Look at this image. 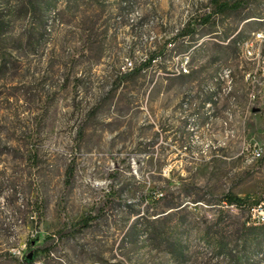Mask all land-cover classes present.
Masks as SVG:
<instances>
[{
	"label": "rangeland",
	"instance_id": "374dc122",
	"mask_svg": "<svg viewBox=\"0 0 264 264\" xmlns=\"http://www.w3.org/2000/svg\"><path fill=\"white\" fill-rule=\"evenodd\" d=\"M29 1L45 27L25 13ZM208 2L0 0L11 22L0 56L12 55L0 74V264H21L30 243L99 205L101 219L33 264H179L151 237L130 235L152 219L187 245L186 264H264L235 245L248 213L220 202L230 190L264 197V40L255 42L264 23L245 28L238 48L223 38L244 27L239 17L198 30L197 42L176 39ZM249 13L264 17V0ZM154 51L163 55L153 66L112 92L129 62ZM183 67L191 77H175ZM255 146L263 157L251 163ZM220 229L237 258L206 241Z\"/></svg>",
	"mask_w": 264,
	"mask_h": 264
},
{
	"label": "trees",
	"instance_id": "16d2710c",
	"mask_svg": "<svg viewBox=\"0 0 264 264\" xmlns=\"http://www.w3.org/2000/svg\"><path fill=\"white\" fill-rule=\"evenodd\" d=\"M253 4V0H209L208 9L209 11L204 15L197 17L194 22H188L182 28V30L175 37L185 38L189 37L192 39V43L197 42L198 39L195 38L197 31L202 28L209 26V32L203 34V37L209 34H215L218 32V27L225 21L239 17V26L244 25L242 29L239 27L234 31V34L227 36L228 47L238 48L241 47L248 39L245 38L244 29L252 26L254 31H259L262 29L264 23L263 13H249V10ZM25 13H27L31 18H35L36 22L40 27H45L43 17L38 13L37 5L32 1L25 4ZM7 13L0 12V43L4 41V38L9 34L11 28V22L8 19ZM169 45L172 46L170 43ZM162 51H154L151 55L145 59L139 66L134 67L130 72L122 74L117 80L112 89V92L117 90L123 80L136 79L145 69L153 66L155 61L162 57ZM12 63V55L7 52H3L0 56V74L5 76L9 72V67ZM190 62H188V65ZM192 73H182L180 72L175 77L188 78L191 77ZM215 95L211 94L208 97V104L215 103ZM72 174V170L69 171V175ZM198 202V201H197ZM221 203L229 207H234L236 210L246 211L249 215V221L243 223L234 232L235 245L242 248L244 251L250 249L255 255L262 254L264 258V223L257 224L252 220L251 210L264 202V197H259L258 199H253L250 197L242 198L238 196L233 190L228 191L223 194L220 198ZM103 206L99 205L91 211L87 216L84 217L79 223L74 227L64 228L58 231L55 235H49L45 238L42 244L38 245L36 248L33 247L32 243L29 246V252L25 256V259L21 264H33L36 256L39 254L50 255L56 248L57 243L62 241L74 234L80 233L81 231L88 229L90 225L101 219L103 217ZM157 219H152L147 222L145 229L143 231L138 230V222H134L130 226V235L135 236L137 234H145L152 238V241L156 242L160 246H165L169 251L170 255L177 260L179 264L187 263V245L180 242L179 240L170 241L166 237V232L162 225L159 224ZM152 226V227H151ZM152 228V229H151ZM140 232V233H139ZM206 241L214 252L219 256L230 255L231 258L235 257V249L231 244L227 235H225L224 230L217 231L212 234L211 231L207 230L205 232ZM240 262V259L238 260Z\"/></svg>",
	"mask_w": 264,
	"mask_h": 264
},
{
	"label": "built area",
	"instance_id": "2783aa9c",
	"mask_svg": "<svg viewBox=\"0 0 264 264\" xmlns=\"http://www.w3.org/2000/svg\"><path fill=\"white\" fill-rule=\"evenodd\" d=\"M264 40V33H257L256 35V40L257 41H263ZM254 41H251V43L247 44L244 46L245 48V52L248 56L252 57L254 55V53L252 52V47H253ZM189 62V57H186V64L188 65ZM128 65L130 66V69H133V63L129 62ZM182 73H188L189 70L187 69V67H183L182 70L180 71ZM264 74V72H263ZM263 157V149L261 147L255 146L251 153H250V162L251 163H257L258 161H260ZM234 208V207H232ZM251 215H252V219L257 223V224H262L264 223V208H263V203L255 208H253L251 210ZM20 254V252H19Z\"/></svg>",
	"mask_w": 264,
	"mask_h": 264
},
{
	"label": "bare ground",
	"instance_id": "6f19581e",
	"mask_svg": "<svg viewBox=\"0 0 264 264\" xmlns=\"http://www.w3.org/2000/svg\"><path fill=\"white\" fill-rule=\"evenodd\" d=\"M263 224V223H262Z\"/></svg>",
	"mask_w": 264,
	"mask_h": 264
}]
</instances>
